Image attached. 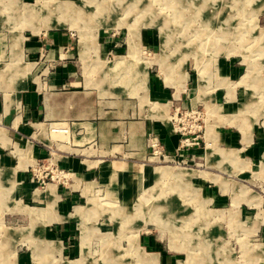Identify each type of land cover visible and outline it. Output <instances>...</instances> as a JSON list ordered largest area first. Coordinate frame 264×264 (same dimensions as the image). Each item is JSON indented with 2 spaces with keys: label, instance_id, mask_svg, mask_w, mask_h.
Segmentation results:
<instances>
[{
  "label": "rangeland",
  "instance_id": "obj_1",
  "mask_svg": "<svg viewBox=\"0 0 264 264\" xmlns=\"http://www.w3.org/2000/svg\"><path fill=\"white\" fill-rule=\"evenodd\" d=\"M48 32L70 38L68 63L110 102L96 105L115 133L146 117L179 141L149 131L138 157L129 142H82L81 126L21 119L48 154L22 161L0 117V264H264V162L223 138L249 124L264 149V0H0L1 82L25 78L24 40ZM122 158L143 169L133 184L112 168Z\"/></svg>",
  "mask_w": 264,
  "mask_h": 264
},
{
  "label": "crops",
  "instance_id": "obj_2",
  "mask_svg": "<svg viewBox=\"0 0 264 264\" xmlns=\"http://www.w3.org/2000/svg\"><path fill=\"white\" fill-rule=\"evenodd\" d=\"M69 44L70 38L67 34L60 32H48L43 34V37L42 34L27 37L23 43L22 54L25 63L22 77L25 78L23 80L11 78L9 82L4 83L0 81V117L6 125H10L14 130L11 132L12 139L10 138L13 141V147L16 145L27 147L26 150L19 151L22 161L29 157L33 151L38 158H45L48 154L46 145L34 142L28 127L26 129L17 126L14 129V126L21 119H26L30 126L35 124L59 125L64 122L81 126L85 129L84 137L81 138L82 142L95 141L104 151L111 149L112 143L115 142L119 143L117 148L124 151L127 142H129L130 146L135 144L138 148L136 154L138 157L146 146L145 139L149 131L158 133L169 149L177 146L179 138L173 135L166 125L146 117L129 124L125 120L119 121L117 123L119 126L118 133H115L112 127L116 125L107 119L108 113L98 110L96 105L101 104L102 109L110 108L108 105L110 102L102 101L100 97L96 99L95 94L101 91L97 88H89L90 81L88 82L84 74L78 73L79 71L77 72L73 65L68 63L70 56L64 52V49ZM49 50H51L50 55L47 54ZM26 67H30L28 72ZM42 78H45L46 86H42ZM82 82V88L67 89L69 85L79 87ZM150 91L156 100L169 98L170 91L168 88L165 89L157 82H154ZM161 115L164 117L163 114ZM239 126L243 130L244 137L239 131L236 134L227 133L223 135V138L236 147L247 146L246 155L252 160L259 158L264 162V149L259 148L260 136L258 133L255 132V135H250L249 124H240ZM212 132V130L208 132L210 139L214 137ZM6 139L3 142L7 146L8 140ZM60 158V167L70 168L78 172L85 171L84 162L78 155H61ZM27 165L28 163L22 164L25 168ZM112 168L123 175V179L128 180L130 184L134 183L133 179H130L131 176L143 170L139 169L137 162L125 158L114 161ZM115 175L114 173L112 176L115 177ZM140 180L141 177L136 180V183ZM44 193L46 198L54 197L50 191ZM54 198L58 199L59 196ZM56 219L62 221L63 217L57 215Z\"/></svg>",
  "mask_w": 264,
  "mask_h": 264
},
{
  "label": "bare ground",
  "instance_id": "obj_3",
  "mask_svg": "<svg viewBox=\"0 0 264 264\" xmlns=\"http://www.w3.org/2000/svg\"><path fill=\"white\" fill-rule=\"evenodd\" d=\"M58 2V1H57ZM56 2V3H57ZM63 3V2H62ZM58 4V3H57ZM194 4V3H193ZM44 5V4H43ZM53 5V4H52ZM55 6V5H54ZM42 8V7H41ZM43 9V8H42ZM52 9V8H51ZM42 12V11H41ZM30 13V12H29ZM32 13V12H31ZM30 13V14H31ZM52 13V12H51ZM36 15V14H35ZM44 15V14H43ZM50 15V14H49ZM71 15V14H70ZM31 16H33L32 14H31ZM62 16H64V15H62ZM16 18V17H15ZM10 20H12V19H10ZM17 21H19V20H17ZM57 24H58V26H64L63 24H64V20H63V18L62 19H58V22H57ZM50 25H47L46 27L47 28H50V27H52V26H50ZM36 30H39L38 28L36 29ZM135 30V29H134ZM136 31V30H135ZM136 34V33H135ZM136 37V36H135ZM130 39V38H129ZM17 42V41H16ZM13 43V42H12ZM132 47H135V43H133V41H132ZM157 197V196H156ZM105 201V200H104ZM137 204V203H136ZM129 205V204H128ZM139 206H140V204H139ZM153 208V207H152ZM160 209V208H159ZM133 212V211H132ZM144 214V213H143ZM125 217V216H124ZM144 221V220H143ZM179 222V221H178ZM180 230V229H179ZM135 241V240H134ZM136 243V242H135ZM134 248H135V251H137V252H139V249L137 248V246H136V244H135V246H134Z\"/></svg>",
  "mask_w": 264,
  "mask_h": 264
}]
</instances>
